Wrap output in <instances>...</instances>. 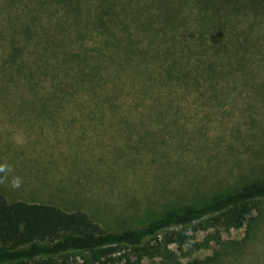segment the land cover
I'll list each match as a JSON object with an SVG mask.
<instances>
[{
  "label": "rangeland",
  "instance_id": "obj_1",
  "mask_svg": "<svg viewBox=\"0 0 264 264\" xmlns=\"http://www.w3.org/2000/svg\"><path fill=\"white\" fill-rule=\"evenodd\" d=\"M104 2L0 0V193L124 229L264 181V0ZM186 234L135 264H264V199Z\"/></svg>",
  "mask_w": 264,
  "mask_h": 264
},
{
  "label": "trees",
  "instance_id": "obj_2",
  "mask_svg": "<svg viewBox=\"0 0 264 264\" xmlns=\"http://www.w3.org/2000/svg\"><path fill=\"white\" fill-rule=\"evenodd\" d=\"M54 1L75 11L80 9L79 0ZM17 50L9 55L14 58ZM3 178L0 171V182ZM259 199H264V181L234 189L199 206L166 211L142 225L106 229L82 210L9 201L0 193V264H135L144 256L164 255L173 243L200 248L208 242L191 240L186 234L189 227H241L251 204ZM76 255L81 261L75 260Z\"/></svg>",
  "mask_w": 264,
  "mask_h": 264
},
{
  "label": "clouds",
  "instance_id": "obj_3",
  "mask_svg": "<svg viewBox=\"0 0 264 264\" xmlns=\"http://www.w3.org/2000/svg\"><path fill=\"white\" fill-rule=\"evenodd\" d=\"M5 166L0 165V171H4ZM21 184V180L19 177H14L13 180L11 181V187L12 188H18Z\"/></svg>",
  "mask_w": 264,
  "mask_h": 264
}]
</instances>
